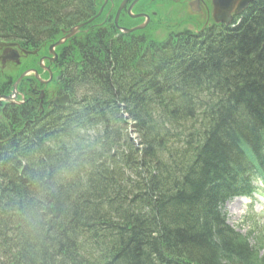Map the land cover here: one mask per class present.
Masks as SVG:
<instances>
[{
    "label": "trees",
    "instance_id": "trees-1",
    "mask_svg": "<svg viewBox=\"0 0 264 264\" xmlns=\"http://www.w3.org/2000/svg\"><path fill=\"white\" fill-rule=\"evenodd\" d=\"M96 4L0 0V41L58 40ZM255 9L162 41L97 25L63 48L69 105L2 112L0 264H264L221 211L264 177V0Z\"/></svg>",
    "mask_w": 264,
    "mask_h": 264
},
{
    "label": "flooded vegetation",
    "instance_id": "flooded-vegetation-1",
    "mask_svg": "<svg viewBox=\"0 0 264 264\" xmlns=\"http://www.w3.org/2000/svg\"><path fill=\"white\" fill-rule=\"evenodd\" d=\"M122 0L119 2L117 0H108L107 1V8L108 10L104 9L101 14L104 13L105 19L108 17L109 11L112 9V7L117 4V6L120 4ZM133 0H126V5L123 9V11L120 13V21L125 22V27L129 28L131 26H128L129 24H132V21H137L138 23L136 25H139L145 21L143 17L138 19H132L128 16L125 8L132 2ZM157 1V0H156ZM168 3L176 4L180 7H188L192 3H198L199 4V10L198 9H191L189 7L190 12L194 10L195 13H201V18L207 19V16H209L210 13V6L208 0H167ZM155 4L154 0H150V3L141 10V11H135L134 14H140V15H146L148 17L147 25L145 28L151 24V18L150 14L153 13L151 11V7ZM116 6V7H117ZM137 6V3L133 5L132 10L135 9ZM156 13V12H154ZM155 16V14H152ZM192 18H189V20ZM186 20V19H184ZM176 24L182 28L183 21L176 20ZM190 25V23H188ZM127 25V26H126ZM135 26V24H134ZM196 25L194 23L191 24V28H194ZM68 44L71 42L70 39L66 41ZM63 47V46H61ZM60 46L56 47L54 49L56 56L53 57L52 55L48 56L47 54H41L39 55H31V57H23L22 49L20 46L13 44L12 46H0V60L5 58L11 59L13 61H6V64H8V68L11 69L20 68L21 65H15V62H17V59H22V61L26 60V68H22V71L30 72L33 70L37 71V74L39 75L40 79H36L34 74L31 73L30 75L24 77L20 82L17 83V87L15 86L16 91L14 93V101L9 103H0V114L6 110L7 106H15L16 107H22L26 106L27 102H30L33 104L32 110L39 113H44L46 109H49L50 107H53V101L56 100V98L62 97L63 91L62 88H59L57 85L58 81V75L61 72V63L59 64V57L60 54ZM53 57V58H52ZM16 83V82H15ZM14 84L11 79L5 81L4 83H0V95L5 96H11L13 94V88ZM27 99V100H26ZM21 102V103H20ZM34 103L37 105V107H34Z\"/></svg>",
    "mask_w": 264,
    "mask_h": 264
},
{
    "label": "rangeland",
    "instance_id": "rangeland-1",
    "mask_svg": "<svg viewBox=\"0 0 264 264\" xmlns=\"http://www.w3.org/2000/svg\"><path fill=\"white\" fill-rule=\"evenodd\" d=\"M163 5H158L157 8L162 10ZM181 16V14H180ZM101 19V17H100ZM210 22L209 19L204 20L202 23L204 25H208ZM170 24H173V22H169ZM161 25L156 28L155 31H153L154 38L156 40H161L165 36L167 32H169L172 25ZM187 23L183 22V29L187 28ZM154 28L153 26L149 29ZM27 65L25 63L22 64V67L18 70L22 71V68H26ZM20 71H17L16 73L12 72V69L9 68H2L0 67V81L6 79L7 77H11L10 74H12L13 78L16 77L17 74L20 73ZM257 201L253 204V209L246 208L244 205V202L236 201V200H229L225 203L223 207V211L226 214L227 222L230 226H232L235 230H237L243 237L247 238L249 244L251 246H255V248L258 249H264V244L260 239L264 237V234H258V233H252L249 231L252 228H255L254 226H251L248 222L250 220V216L257 217V221L259 226L256 228L264 229V197L262 199L256 198Z\"/></svg>",
    "mask_w": 264,
    "mask_h": 264
},
{
    "label": "water",
    "instance_id": "water-1",
    "mask_svg": "<svg viewBox=\"0 0 264 264\" xmlns=\"http://www.w3.org/2000/svg\"><path fill=\"white\" fill-rule=\"evenodd\" d=\"M253 1L254 0H212V4H213L212 17L216 23L222 22V23L228 24L231 14H236L241 10H245L249 6V4L252 3ZM121 7L117 10L115 18H114V25L119 31H121L122 33H130L135 30H140L145 26V24H142L132 29H125V28L119 27L117 25V19H118L119 12L122 9ZM81 26L82 25L71 28L68 36L58 40L56 43L50 46L51 48L49 49V52L52 53V48L54 46L60 45L66 38L76 33V31ZM65 101L66 100L63 98L57 99L55 100L54 105L56 107L63 106Z\"/></svg>",
    "mask_w": 264,
    "mask_h": 264
},
{
    "label": "bare ground",
    "instance_id": "bare-ground-1",
    "mask_svg": "<svg viewBox=\"0 0 264 264\" xmlns=\"http://www.w3.org/2000/svg\"><path fill=\"white\" fill-rule=\"evenodd\" d=\"M54 43H56L55 41H52V42H45V43H43V44H41V45H39V46H37L36 48H34V49H30V50H33V51H35L36 52V55H37V53L39 54V55H41V54H47L48 56H50V55H52L53 57H55L56 56V53H55V51H54V49H55V47L56 46H54L53 48H52V53H50L49 52V49L51 48L50 46L51 45H53ZM3 46H5V45H2L1 47H3ZM52 57V58H53ZM59 64L61 63V72H64L63 70H65V68L67 67V65H68V63H67V61H65L66 59L64 58L63 59V57H62V55L59 57ZM66 71V70H65ZM33 73H35V72H37L36 70H33L32 71ZM72 75H71V77L73 78V85H76L77 83H79L80 81H81V79L78 77L79 76V74H78V72H75V70L74 71H72ZM78 75V76H77ZM34 76H37V74H34ZM16 89L17 88H15V91H16ZM63 96V99H65L66 101L65 102H67L68 100H70V98H71V96L68 94V95H66V94H63L62 95ZM94 104L95 105H98V101H94ZM32 108V106L30 107L29 105H26V107L24 108V113H22L23 114V116L26 118V117H35V119L36 118H39V117H42V113H39V112H35L34 110H32L31 112L32 113H30V112H28V110L29 109H31ZM56 109H58V108H56ZM58 110H61V109H58ZM74 115H75V113H74ZM0 116H2V113L0 114ZM186 116L189 118L190 117V115H189V109H187V111H186ZM2 122L4 123V127H7L8 125H10L11 126V124L12 125H14L15 123L14 122H10L9 121V119H8V117H6V116H3L2 117ZM184 123L186 122V120L184 119V121H183ZM9 126V127H10ZM128 167H129V165H128ZM128 167H126V166H121L120 168V170L126 175V172L128 171V170H130ZM117 169L119 170V167H117ZM116 183H118L119 185H122L123 186V183H125L124 181H126V179L124 178V177H116V178H112ZM136 184V182H132V185H135Z\"/></svg>",
    "mask_w": 264,
    "mask_h": 264
}]
</instances>
